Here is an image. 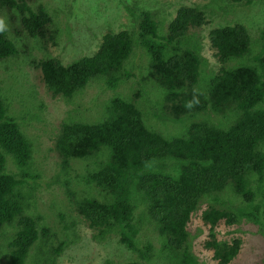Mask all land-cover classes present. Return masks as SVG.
Masks as SVG:
<instances>
[{"label": "trees", "instance_id": "obj_1", "mask_svg": "<svg viewBox=\"0 0 264 264\" xmlns=\"http://www.w3.org/2000/svg\"><path fill=\"white\" fill-rule=\"evenodd\" d=\"M41 1L0 0V61L21 58L15 39L8 38L5 23L11 32L14 29L17 41L25 34L37 49L58 46L55 21L62 10L50 14L46 11L49 2ZM141 1L118 0V5L129 11L131 21L118 32L102 35L99 48L91 56L74 59L70 64L51 56L30 61L39 69V84L44 90L52 98L69 100L91 83L100 81L109 88L127 77L124 69L131 68L136 43L146 52L149 63L139 71L161 88L162 100L171 114L169 120L179 123L198 116L199 121L190 122L182 134L168 135L147 125L146 112L137 104L139 96L131 98L127 91L121 97L102 101L97 120L61 123L55 142L58 165L64 170L72 159L93 157L102 161L81 177L107 194L108 200L75 199V211L97 238L116 233L124 247L134 248L144 262L131 264L153 263V259H145L151 245L138 237L140 223L130 202L133 189L147 202L170 261L201 264L190 249L188 225L203 196L221 193L227 187L245 204H253L258 196L255 212L261 210L260 220L264 219V191L254 194L249 187L251 174L264 173V155L258 150L264 142V109L260 106L264 98V46L261 49L262 39L250 37L242 24L213 28L208 43L218 67L207 69L210 74L201 76L206 62L201 44L193 42L192 35L187 36L189 29L206 24L204 12L195 6L180 7L162 29L163 19L156 20L153 12L139 7ZM251 1L229 0L228 5ZM71 5L67 3L65 11ZM84 27L90 29L86 24ZM231 61L235 63L227 66ZM8 106L0 96V258L6 264H27L29 258L28 264H38L37 256L29 253L35 246L44 264L49 259L55 262L61 249L57 247L72 243L68 237L73 231L67 234L69 225L64 224L60 241L58 232L42 226L36 206L32 213L27 211L29 198H33L38 185L27 181L31 178L28 166L32 158L31 140L25 132L29 124L27 120L21 125L15 122ZM217 116L222 118L215 119ZM21 170L28 172L29 178L19 175ZM67 192L73 196L72 191ZM221 197L212 199L214 205L205 203L201 219L210 240L204 246L215 264H233L242 248L241 229L251 226L262 235L264 229L259 227L257 217L245 214V205L234 210ZM219 224L227 229L228 236L218 239ZM52 238L60 241L55 247Z\"/></svg>", "mask_w": 264, "mask_h": 264}, {"label": "rangeland", "instance_id": "obj_2", "mask_svg": "<svg viewBox=\"0 0 264 264\" xmlns=\"http://www.w3.org/2000/svg\"><path fill=\"white\" fill-rule=\"evenodd\" d=\"M211 1H214L211 3ZM42 3L49 2L46 11L53 14V11L62 13L56 15L55 26L58 33V46L47 50L37 49L35 42L28 39L25 34L17 41L9 26L3 25L5 31L8 29V38H14L21 58L19 60L0 61V96L9 104V113L19 125L27 120L26 135L31 140V165L29 163L28 172L31 178L29 185H37V189L32 193L33 198H29L28 212L32 213L35 206L42 215V226L51 227L58 232L57 238L61 241L62 227L69 225L67 234L69 241L66 245L58 246L60 253L55 257V262L51 259L45 260L46 264H131L132 262L143 263L141 255L133 249L124 247L118 241V235L109 233L108 235L97 238L96 232L90 230L81 217H78L75 211V199L92 198L99 202L108 200L107 194L97 190L91 184H88L81 176L86 175L102 161L92 158L83 160H70L67 170L59 167V155L55 150V142L59 135L60 126L63 121H81L91 122L97 120L101 113V103L113 96L121 97L129 92V97L139 96L137 102L139 108L145 111L147 115V125L164 131L168 135L182 134L190 122H198V116L186 117L179 123L169 120L171 114L167 105L160 94L161 88L144 72H140L141 67L147 65L148 56L146 52L134 45L135 57L131 60V68L125 66L127 77L118 80L113 87L107 88L102 82L91 83L83 90L76 92L71 99L63 100L59 97L52 98L39 84V69L31 63L30 59L35 61L47 57H56L62 60L63 64H68L72 60L91 56L99 48V42L102 35L106 32H118L124 29V25L131 21L129 11L118 5V0H42ZM72 7L65 11L67 3ZM147 2V5L145 3ZM229 0H143L138 5L155 14L154 19H163L161 26L164 29L168 20L172 19L175 12L180 7L195 6L204 12L205 22L198 29H189L188 37H194L193 42L201 44V56L205 59L201 76L218 67L213 52L209 47L208 33L211 29L220 26H230L233 24H242L250 34V37L262 39L261 49L264 46V1L252 0L249 4L228 5ZM220 9L219 10L217 9ZM141 10V9H140ZM143 11V10H142ZM89 28H85L84 24ZM98 40V42H97ZM181 46V45H180ZM36 47V48H34ZM264 56V52L262 53ZM247 59V58H246ZM238 60L237 62H243ZM235 63L231 61L227 66ZM207 69H210L207 72ZM210 78V77H209ZM29 84V87H25ZM38 86L37 88L31 86ZM43 100H42V99ZM163 101V104L162 102ZM264 109V98L260 103ZM39 107H44L42 110ZM154 116L155 118L151 119ZM213 117V116H212ZM217 116L215 119H220ZM145 122V120H144ZM154 125V126H153ZM258 150L264 155V142L259 144ZM261 153V154H262ZM97 159V156H95ZM7 159H12L7 157ZM14 170L13 166H7ZM28 172L19 171V175L25 174L29 178ZM264 174V173H263ZM251 174L249 187L254 194L262 189L264 191V175ZM253 175V176H252ZM261 178V180H260ZM67 191H72L73 196ZM133 195L131 204L134 207L135 218L140 223V232L138 237L147 241L152 249L145 259H153L152 264H176V260L170 261L168 251L162 249L163 238L156 232L155 225L151 221L148 204L142 199L141 194L134 189L130 190ZM231 194H228V193ZM222 195L221 199L231 203V208H240L245 205L246 215H252L258 218V225L264 229V219L261 210H256L254 204L259 200L255 197L254 203H244L239 197L232 193L230 187L223 192L209 196H203L200 207L194 212L189 225L188 232L191 243V251L199 259L201 264H215L209 256L204 244L208 239V228L202 223L201 215L206 210V204L214 205L212 199ZM144 196V195H143ZM205 201V202H204ZM56 214H61V216ZM257 220V219H256ZM71 221L73 223L71 224ZM222 224V223H220ZM216 230L217 238L228 236L227 229L220 225ZM72 228V229H70ZM70 229V230H69ZM237 230V228H235ZM239 231V230H237ZM242 248H240L237 258L233 264H264V235L253 227L241 229ZM218 233V234H217ZM220 235V236H219ZM238 235H235L237 237ZM56 238L51 239V244L55 247L60 242ZM144 242V241H142ZM146 242V243H147ZM145 243V244H146ZM133 245V244H132ZM46 249V248H44ZM140 250V249H139ZM37 256L38 264H44L40 252L33 246L29 252ZM2 253L0 252V255ZM30 257V255H28ZM31 263L30 258L27 262ZM0 264H6L4 258H0ZM148 264V263H147Z\"/></svg>", "mask_w": 264, "mask_h": 264}, {"label": "clouds", "instance_id": "obj_3", "mask_svg": "<svg viewBox=\"0 0 264 264\" xmlns=\"http://www.w3.org/2000/svg\"><path fill=\"white\" fill-rule=\"evenodd\" d=\"M71 62H73V60H72ZM71 62H70V63H71ZM70 63H68V64H70ZM86 87H87V86H86Z\"/></svg>", "mask_w": 264, "mask_h": 264}]
</instances>
